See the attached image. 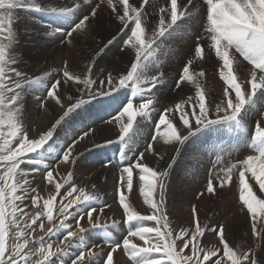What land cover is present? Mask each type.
Masks as SVG:
<instances>
[{
  "label": "snow or ice",
  "instance_id": "obj_1",
  "mask_svg": "<svg viewBox=\"0 0 264 264\" xmlns=\"http://www.w3.org/2000/svg\"><path fill=\"white\" fill-rule=\"evenodd\" d=\"M149 7H153V0H73L70 6L48 5L41 0H0V264H118L114 258L118 251L130 264H264V258L256 255L264 242V0H202L199 6L195 0H164L151 13ZM104 10H109L120 27L96 55H102L119 37L120 50L134 54L126 73L101 70L103 78H94V60L80 74L70 70L65 60L60 78L52 80L47 71L31 75L21 70L18 57L22 54L15 51L17 11L66 21V32L61 26H42L51 29L46 36H66L70 45L74 34L86 32ZM196 19L201 20V30L195 37L194 56L175 81L177 89L185 83L192 85L194 95L164 108L151 142L128 161V153L135 148L134 126L156 112L153 90L164 83L162 57L171 51L164 41L178 37L185 22L195 23ZM206 50L214 53L222 81L221 96L215 102L202 83L205 71L191 70L194 60L206 58ZM242 64L247 69L243 77L237 71ZM62 84L76 88V95L67 96V106L60 94ZM35 88L45 89L39 100L41 108L53 101L63 111L33 137L25 122L26 93ZM123 89L129 90L126 102L109 121L119 127V135L115 141H105V145H120L121 165L115 191L122 219L109 224L101 219L110 205L95 206L102 200L94 191L95 185H91L93 191L78 187L72 182L71 170L63 176L58 171L60 164L69 169L75 166L79 157L75 149L91 129L64 145L55 143L54 135L70 114ZM216 126H227L236 133L238 142L233 151L244 145L254 154L234 161H225L217 154L206 186L196 198L238 186L240 211L249 220L255 247L232 246L225 225L202 224L195 204L190 206L188 226H174L169 219L168 178L182 146ZM157 140L173 145L176 153L163 169L144 162L145 153L164 159L154 147ZM41 169L46 184L54 189L46 198L30 180ZM254 185H258L257 190ZM136 188L149 214H141L133 206L130 197ZM121 224L127 226L126 234L114 239ZM37 231L44 235L36 237ZM207 232L214 233L218 243L205 245ZM60 234L58 241L51 239ZM93 237L99 242L90 243Z\"/></svg>",
  "mask_w": 264,
  "mask_h": 264
},
{
  "label": "rangeland",
  "instance_id": "obj_2",
  "mask_svg": "<svg viewBox=\"0 0 264 264\" xmlns=\"http://www.w3.org/2000/svg\"><path fill=\"white\" fill-rule=\"evenodd\" d=\"M41 2L48 5L70 6L73 0H41ZM163 2L164 0H153V7H149L148 11L153 12ZM195 2L198 6L201 4L197 0ZM16 15L18 21L15 23L14 28L18 35V44L15 51L22 54V58L18 57L21 60V70L31 75H39L47 71L51 73L49 80L59 79L58 73L63 67V61L67 60L70 70L80 74L86 70L89 62L94 60V78L96 76L103 78L101 70L111 71L114 75L126 73L134 58L132 52L120 50L122 42L119 37L104 50L102 55H96L107 44V41L116 35L120 27L119 23L110 16L109 10L101 11L99 19L92 20L89 24V30L87 29L82 34H74L73 42L70 45L66 42L68 39L66 36L62 37L59 34L53 37L46 36L45 32L51 29L42 26H61L66 32L69 30L66 21L24 11H17ZM149 20L155 23L154 17L149 16ZM185 25L180 30L178 37L164 41L165 47L170 48L171 51L168 52L167 56L162 57L161 70L164 73V83L153 90L156 98V112H153L148 120H138V126H134L135 148L128 153V161H133L139 152L144 151L147 143L151 142L150 137L155 132V124L158 122L159 114L163 109L186 99L189 95H194V87L187 83L182 84L179 89L175 88V81L179 78L184 64L194 56V41L200 33L201 20L196 19L195 23L187 21ZM218 67L219 64L214 53H208L206 50V58L202 61L194 60L191 69L193 71H199L200 69L205 71L206 75L202 83H204L209 99L214 102L218 101L222 92V81L219 80ZM237 71L243 77L246 75L247 69L242 64ZM122 93H124V97H127L129 90L123 89L114 93L111 97L101 98L82 106L62 122L54 135L55 143L64 145L84 131L91 129L90 135L80 141L75 149V152L79 154L75 166L69 169L67 166L60 164L58 171L63 176L71 170L73 173L72 182L78 187L87 186V190L93 191L91 185H95V193L102 197V200L95 206L98 207L100 203L111 204L110 208L105 210L101 219L102 223L107 222L109 224L112 220L120 221L122 211L118 206L115 191L121 167L118 157L120 145L117 143L105 145L106 140L115 141L119 135V127L115 123H109L112 117L118 113L109 116L110 111L108 108L112 104L116 105L117 100L120 101L119 96L122 97ZM45 94L44 88L29 89L26 93L27 111L25 122L33 137L46 130L63 111L53 101H48L45 108H41L39 100ZM60 94L67 106L69 103L67 96L69 94L76 95V88L74 85L69 87L62 84ZM124 97L122 102H125ZM237 142L235 132L229 130L227 126H216L197 134L182 146L174 168L170 170L166 192V207L169 218H171L170 221L174 226H188L190 206L195 204L202 224L208 223L210 226L224 224L226 227L225 235L229 243L234 247L239 246L246 249L249 246L255 247L256 242L250 235L249 220L240 211L238 186L219 190L215 196L196 198L197 194L206 186L209 173L213 171V162L217 154H221L225 161H234L245 157L247 154H252L251 150L244 145L240 146L239 151L233 152V146ZM96 144L101 145V147H95ZM154 147L160 154L164 155V159L160 160L151 153H145L144 162L149 166L163 169L167 163L171 162V158L176 155L174 146L165 145L162 140H157ZM228 150L232 153L231 155H229ZM53 167H55V164ZM30 180L32 186L37 187L40 195L45 198L49 192L54 190L52 186L46 184L43 169L31 176ZM250 183L254 184V181H250ZM257 189L258 185H254V190ZM61 191L63 192L64 189ZM130 199L133 206L141 214H149V209L146 205H143L142 198L139 196L138 188L134 189ZM32 211H36V209H32ZM81 223L83 224L84 221ZM126 227V225L121 224L115 230L113 238L121 239V234H126ZM42 235L44 233L39 231L35 233L36 237ZM61 238L62 234L51 239L58 241ZM48 239V237H45V240ZM98 242L99 240L95 237L90 240V243ZM203 243L211 246L218 243V239L214 233L207 232L203 238ZM107 250L105 248V251ZM256 255L258 258H264V242L261 243L259 249H256ZM114 258L118 264H130L127 257L119 251L114 253Z\"/></svg>",
  "mask_w": 264,
  "mask_h": 264
},
{
  "label": "bare ground",
  "instance_id": "obj_3",
  "mask_svg": "<svg viewBox=\"0 0 264 264\" xmlns=\"http://www.w3.org/2000/svg\"><path fill=\"white\" fill-rule=\"evenodd\" d=\"M196 1V0H195ZM199 3H202V0H197ZM89 30V29H88ZM60 41V40H59ZM189 43V42H188ZM181 50V49H180ZM173 55V54H172ZM173 57H174V55H173ZM208 83V82H207ZM220 86V85H219ZM221 86H222V84H221ZM222 88V87H221ZM216 89V88H215ZM124 93H126V92H124ZM124 93H122V97L121 96H119L121 99H120V101H118L117 100V102H116V105L115 104H112V106H110V108H108V110L110 111V113H109V116L110 115H113V114H117L118 112H116V111H118L119 109H120V107L122 106V104L124 103V102H122V99H123V97H124ZM126 96V95H125ZM125 98V102H126V97H124ZM216 100V99H215ZM59 108V107H58ZM220 129V128H219ZM146 134V133H145ZM231 140V139H230ZM243 146V145H242ZM215 147V146H214ZM229 151V150H228ZM246 151V150H245ZM250 151V150H249ZM230 152V151H229ZM234 152V151H233ZM251 152V151H250ZM231 153V152H230ZM238 153V152H237ZM232 154V153H231ZM253 154V153H252ZM216 155V154H215ZM221 155V154H220ZM224 155V154H223ZM234 155V154H233ZM238 155V154H237ZM248 155V154H247ZM240 156V155H239ZM234 157V156H233ZM236 157H238V156H236ZM243 158V157H242ZM236 160V159H235ZM238 160V159H237ZM230 161V160H229ZM232 161V160H231ZM212 162V161H211ZM111 164V163H110ZM112 169V168H111ZM64 174V173H63ZM109 197V196H108ZM111 205V204H110ZM142 205V204H141ZM187 208V207H186ZM239 210V209H238ZM184 216V215H183ZM107 217V216H106ZM170 217V216H169ZM169 219H171V218H169ZM125 260H126V258H125ZM128 264V263H127Z\"/></svg>",
  "mask_w": 264,
  "mask_h": 264
}]
</instances>
